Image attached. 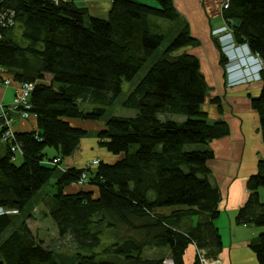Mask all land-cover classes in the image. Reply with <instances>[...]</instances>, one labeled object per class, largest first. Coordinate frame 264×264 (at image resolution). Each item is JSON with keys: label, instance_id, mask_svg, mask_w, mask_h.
Masks as SVG:
<instances>
[{"label": "trees", "instance_id": "obj_1", "mask_svg": "<svg viewBox=\"0 0 264 264\" xmlns=\"http://www.w3.org/2000/svg\"><path fill=\"white\" fill-rule=\"evenodd\" d=\"M152 1L159 7L112 0L108 15L96 17L72 0L59 5L48 0H5L3 6L15 12L16 24L1 30L0 69L17 85H34L30 103L37 129L14 131L12 144L2 143L6 129L0 130L4 150L0 206L19 212L0 217V264H67L27 224L34 213L29 205L55 175L56 191L41 199L59 237L71 236L78 246L68 264H164L165 259L185 264L190 244L208 257H218L223 243L212 221L198 224L197 233L203 230L199 236L179 228L189 217L208 215L214 221L220 215L221 193L212 185L208 167L214 153L190 148L207 146L230 133L225 121L207 120L203 106L208 84L199 59L191 54L173 56L197 43L186 22L123 101L122 106L136 111V116H112L96 134L100 147L122 158L113 164L100 161L96 167L62 166L91 135L72 122L104 119L105 106L122 94L123 83L133 81L163 44L165 37L153 32L151 19L181 20L173 0ZM228 4V10L222 8L224 22L231 25L235 40L248 43L264 63V0H228ZM221 56L226 79V60ZM260 83L259 94L250 99L264 140V71ZM85 103L94 108L84 110ZM174 115L185 120L174 121ZM12 146L18 151L13 152ZM46 147L59 155L48 158ZM16 153L22 154L20 165L14 162ZM56 158L61 165L49 164ZM83 175L87 179L80 185ZM73 184L89 188L67 194L65 188ZM247 189L248 200L236 223L263 228L264 161L248 179ZM173 207L178 209L170 215L158 213ZM251 247L264 264V234ZM150 249H166L169 255L144 257Z\"/></svg>", "mask_w": 264, "mask_h": 264}, {"label": "crops", "instance_id": "obj_2", "mask_svg": "<svg viewBox=\"0 0 264 264\" xmlns=\"http://www.w3.org/2000/svg\"><path fill=\"white\" fill-rule=\"evenodd\" d=\"M74 1L96 17H106L112 5V0ZM140 2L147 3L144 0H140ZM224 2L225 0H173L175 8L189 25L191 35L197 39V43L185 47L182 54H191L199 59L201 72L205 76L208 86L213 88L211 97L203 109L207 113V119L210 117L215 119V122L225 121L230 128L227 137L214 140L200 148L211 150L214 153V158L208 162V167L212 172L211 183L221 193L220 215L214 221L208 215L189 217L180 222L179 228L185 233L199 236V234L203 235V230L197 233L198 224L212 221L222 239L223 248L218 257L222 259L223 264H261L251 245L261 234H264V227L242 226L236 223L239 209L248 200V179L257 173L260 161H264V140L260 128V117L253 109L250 99V96L259 94L261 85L258 84L261 83L234 89H229L226 86L221 64V52L212 35L213 30L225 24L222 15ZM11 78L7 72L0 69V101L12 108L11 104L16 94L17 84L13 82L10 86L5 85V80H12ZM243 93H246V96ZM10 113L14 119L16 133L31 132L37 129L36 118L29 122L30 119H20L18 112L11 111ZM72 123L77 127H83L77 121ZM2 148L0 144L1 156L4 155ZM101 150L106 151V154L103 155L106 160L103 158L100 160L105 163L113 164L122 158V156H113L105 148L100 147L97 138L88 137L81 141L78 150L73 156L65 159V164L62 166L64 169L83 168L86 163L92 161L88 155L99 153ZM58 155L56 154V156ZM82 189L81 186L73 184L66 187L65 192L72 194ZM51 193L53 191L43 194L44 199L50 197ZM43 201L40 206H43V213L47 214L48 210ZM33 204L36 205L35 201ZM38 209L37 204L34 206L33 217L27 221V224L32 233L44 241L42 232L35 230L33 226V224H38V221L34 220L38 217L34 215ZM177 209V207L164 208L158 210V213L170 215ZM37 214L40 215L42 212H37ZM47 220H51V218L47 217ZM198 253L196 245L190 244L184 254V263L197 264ZM168 255L169 251L166 249L162 251L150 249L144 253L146 258H159Z\"/></svg>", "mask_w": 264, "mask_h": 264}, {"label": "built area", "instance_id": "obj_3", "mask_svg": "<svg viewBox=\"0 0 264 264\" xmlns=\"http://www.w3.org/2000/svg\"><path fill=\"white\" fill-rule=\"evenodd\" d=\"M55 5H59L63 0H48ZM5 0H0V37L1 30L8 29L15 26L16 15L11 9L4 8ZM223 10L229 9L228 0L222 5ZM230 24H225L212 31L213 37L216 39L221 53L226 60L225 74L226 86L229 89H234L241 86L252 85L262 81V72L264 71V63L258 54L253 53L248 43H238L235 40ZM12 80H5V85L10 86ZM16 94L13 100V106L8 107L0 102V130L6 129L3 135L2 143L15 142L13 122L14 119L10 116L11 111L18 112L23 120H28L34 115L31 113L32 105L30 103V96L34 90V85L29 83L18 84L16 87ZM18 146H12V151L17 152ZM62 160L56 158L49 164L54 166L61 165ZM100 160H93L88 163L87 167H96ZM86 175L80 179V185L86 182ZM19 212L17 209L5 208L0 206L1 216H15ZM199 264H222V259L219 257H208L205 251L198 253ZM164 264H174L171 259H165Z\"/></svg>", "mask_w": 264, "mask_h": 264}, {"label": "rangeland", "instance_id": "obj_4", "mask_svg": "<svg viewBox=\"0 0 264 264\" xmlns=\"http://www.w3.org/2000/svg\"><path fill=\"white\" fill-rule=\"evenodd\" d=\"M72 1L75 3L74 0H72ZM135 1L140 2V0H135ZM144 1H147V3H144V4H147V5L153 6V7H159V4L155 1H152V0H144ZM141 3H143V2H141ZM153 4H155V5H153ZM75 5H77V4L75 3ZM180 16H181V20L177 21V22H171V21H167V20H163V19H157V18L151 19L152 23L155 24V25H153V32L154 33H160L165 37L163 44L161 45V47L157 51H155V54L153 55V57H151L149 62L146 63V65L141 69V71L137 74V76L135 77V79L133 81H131V82L125 81L123 83L122 94L112 104L105 106L106 115H105L104 119H102L101 121H98V122L77 120V122H79L80 125L83 126V128H85L86 130H88L91 133L90 137L97 138L96 137L97 132L104 128L106 121L109 118H111L112 116L126 117V118H131V117L136 116V114H137L136 111L124 108L122 106V103L128 97L130 92L133 90L134 86L145 76V74L148 72V70L150 69L152 64H154L156 62V60H158V58H160L163 55L166 48L170 45V43L179 34L180 30L183 27V23L186 22L183 19L184 17H182L181 14H180ZM226 24H228V23H226ZM229 27H231V25ZM231 29H232V27H231ZM16 32L18 34H20L19 28L16 29ZM232 32L234 35L233 29H232ZM183 49H185V47L173 52V56L181 55ZM258 85H261V84H258ZM212 92H213V88L208 86V92H207L208 99L211 97ZM243 94L245 95L246 93H243ZM0 102H2V101H0ZM3 104H5V103H3ZM11 105L13 106V102ZM205 107L206 106L204 105L203 109H205ZM81 108H83L86 111H90V110H92V108H94V105L85 103V104H81ZM172 119L174 121H177V122H183L185 120V117L174 115L172 117ZM33 120H34V117L32 116L30 118L29 122H31ZM207 120L211 124L215 122V119H212L210 117ZM13 128H14V124H13ZM193 147H196V148H193ZM193 147H191L190 149L191 150L192 149L200 150V148L204 147V146L203 145H195ZM44 153L47 155L48 158H53L54 156H56V154L58 155V151L53 147H46ZM104 154H106V151L101 150L99 153L89 154L88 158L91 160H93V158H96L97 160H101L103 158L104 160H106L103 156ZM65 161L66 160L64 159L63 165L65 164ZM14 162L17 165L18 164L20 165L23 162L22 154L16 153ZM56 180H57V175H55V177H53V179L50 181V183L48 185H46L45 187H43L39 191V193L35 196V198L33 200V201H35L36 205L33 204V201H32L28 207V210H30V208H32V206H37V204H38L39 209L34 214V215L38 216V217L34 218V220L38 221V224H33L34 229L35 230L37 229L38 231L42 232V234H43L42 237L44 240V242L42 244H44L45 247L54 251L56 257L60 261H63L64 263L68 264L70 262V260L75 257V254L77 252L76 248L78 246L71 236H66L64 238L59 237L58 229H57L56 225L54 224V222L52 220H47L46 214L43 213V210H44L43 206H40V204L42 203L41 198H42V196H44L43 194L48 193L49 191H53V192L56 191L53 189V184L56 182ZM82 188L84 190H88L89 187L84 186ZM261 193H262V202L264 203V190H261ZM37 212H42V214L39 215V214H37ZM40 222H41V224H39ZM100 250L101 249H98V251H100ZM152 256H153V254H152ZM222 264H223V261H222Z\"/></svg>", "mask_w": 264, "mask_h": 264}]
</instances>
